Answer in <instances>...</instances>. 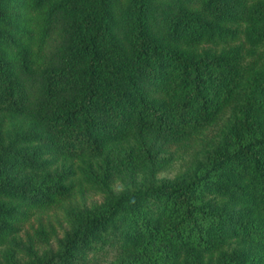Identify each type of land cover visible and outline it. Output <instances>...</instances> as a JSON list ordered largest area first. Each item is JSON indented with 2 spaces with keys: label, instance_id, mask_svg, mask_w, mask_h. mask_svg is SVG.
<instances>
[{
  "label": "trees",
  "instance_id": "trees-1",
  "mask_svg": "<svg viewBox=\"0 0 264 264\" xmlns=\"http://www.w3.org/2000/svg\"><path fill=\"white\" fill-rule=\"evenodd\" d=\"M88 187L15 264H264V0H0V244Z\"/></svg>",
  "mask_w": 264,
  "mask_h": 264
},
{
  "label": "rangeland",
  "instance_id": "rangeland-1",
  "mask_svg": "<svg viewBox=\"0 0 264 264\" xmlns=\"http://www.w3.org/2000/svg\"><path fill=\"white\" fill-rule=\"evenodd\" d=\"M57 166H60V163H57ZM185 166V162H177L170 168L161 170L158 172V178H174L178 173H180ZM137 175L138 179L145 178V174H149V170H140ZM128 182V177L126 174H121L114 183V188L116 190H121L125 183ZM79 188H76V192L71 197L66 198L61 204L55 208L40 212L34 211L32 215L21 224V230L18 235L15 236V239L11 236L8 242L0 244V264H10L13 262H20L26 259L27 248L32 246L31 241L35 242V239L38 236V232H41L42 229H46L50 233L53 232L55 237L61 238L63 233L69 228V220L67 217V212L76 208L78 210H84L91 208L95 205H99L103 201V195L96 192L94 189L87 188L85 191H77ZM55 237L51 238L50 244L52 247L56 244ZM44 246L42 247V249ZM115 258L109 257L106 261L101 264H114Z\"/></svg>",
  "mask_w": 264,
  "mask_h": 264
}]
</instances>
